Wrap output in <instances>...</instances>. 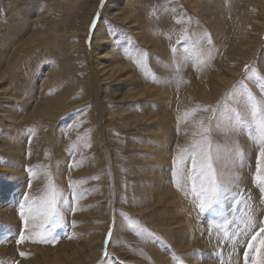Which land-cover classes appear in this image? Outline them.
Segmentation results:
<instances>
[{
  "label": "rangeland",
  "instance_id": "374dc122",
  "mask_svg": "<svg viewBox=\"0 0 264 264\" xmlns=\"http://www.w3.org/2000/svg\"><path fill=\"white\" fill-rule=\"evenodd\" d=\"M262 85L264 0H0V264H48L56 254L66 264L65 251L91 255L87 242L104 235L96 264H161V254L192 264L167 238L183 218L175 226L206 246L194 250L196 264L221 256L244 264L264 223V187L254 180ZM203 108L216 109L212 140L226 154L221 179L230 189L205 216L187 179L178 188L173 176L174 158L200 138L199 121L209 123ZM158 170L169 171L181 212L175 203L171 212L167 191L157 197ZM49 172L67 223L54 244L34 243L31 231L19 242L22 194L43 196ZM73 191L86 194L74 214ZM249 216L256 227L245 237ZM262 238L251 242L264 255Z\"/></svg>",
  "mask_w": 264,
  "mask_h": 264
},
{
  "label": "snow or ice",
  "instance_id": "6c2138e0",
  "mask_svg": "<svg viewBox=\"0 0 264 264\" xmlns=\"http://www.w3.org/2000/svg\"><path fill=\"white\" fill-rule=\"evenodd\" d=\"M207 42L210 44L211 40L209 39ZM172 51L176 54L179 49L173 48ZM142 55L146 56V53H142ZM200 62L202 61L197 60V63ZM137 63L139 64L140 61L137 60ZM246 71H248L247 67ZM240 87L244 86L241 85ZM249 99L253 100L250 93ZM200 110L210 112L209 123L205 124L204 120L199 121V131L193 133V135H198L200 138L194 140L190 147L181 149L178 157L174 158L173 176L178 188L181 187V184L177 178L183 177L187 179L189 190L194 197L199 213L205 216L218 212V209L228 200L230 189L225 186L223 179H221L226 154L212 140L213 125L211 121L216 115V109L203 108ZM258 147L254 180L259 187H264V176H261V171L264 169V129L261 131ZM218 165L219 168L217 167ZM47 176V187L44 195L39 199H31L27 193L22 194L19 202V216L23 222V231L20 233L19 242L32 239V236L26 237L24 235V231H31L32 235L36 237V239H33L34 243L50 242L54 244L57 242V229L64 227L67 223L59 207L63 196L62 191L52 181L50 172ZM31 187L32 185L29 184L28 188L31 189ZM70 188H75L74 182L70 184ZM83 195L86 194L72 192V199L68 202V211L70 213L74 214V205L79 199L83 198ZM232 203V211L234 212L236 206L240 203L239 198L234 197ZM214 222L209 221L210 224ZM231 222L230 220H225L224 224L228 225ZM244 224L246 237L248 232L254 229L256 225L250 216L244 221ZM73 226L75 225L73 224ZM37 228L39 231H34ZM260 233H264V223L260 225L259 231L251 236V241H255ZM235 235H237L236 232L233 233V236ZM111 237L112 232L110 230L108 239L110 240ZM225 238H227V231H225ZM251 241H248L245 245L244 264H264V255L260 254L259 248L253 245ZM21 255L23 256L24 254L21 253ZM105 255L107 256L108 253L105 252ZM212 255L220 256V253L214 252ZM221 264H223L222 256Z\"/></svg>",
  "mask_w": 264,
  "mask_h": 264
},
{
  "label": "bare ground",
  "instance_id": "6f19581e",
  "mask_svg": "<svg viewBox=\"0 0 264 264\" xmlns=\"http://www.w3.org/2000/svg\"><path fill=\"white\" fill-rule=\"evenodd\" d=\"M110 3H112V2H110ZM121 68H122L121 70L124 71V73L128 70V67H125V66H121ZM240 69H241V67H240ZM109 73H110L109 71L108 72L105 71L102 75H106V74H108L109 76L115 75L114 72L110 73V74ZM237 73H238V71H237ZM12 166H14V165H12ZM160 167H161V169H163V166H160ZM152 176L156 177L158 180L157 191H156L157 197H159L164 191H167L168 203L171 204L172 208H173V205L175 203L177 205L178 211L181 212L182 211V208H181L182 207V201L179 198V196L177 195L178 192L176 190H174V188L172 187V184L170 183L169 171L168 170H164V171L158 170V171H155L152 174ZM17 186L19 187V189L17 187L16 190L18 191V195H19L22 193L21 183L17 184ZM178 211L175 210L174 208L171 209V212H178ZM184 222H185L184 218L182 219V221L175 219L171 224V226L173 227L172 231H171L170 235L167 236V238L170 240V242H171L170 244H172V246H173L172 248H174L177 251V253L180 254L179 256H182L186 260L190 261L192 264H196L198 261V258L196 257V254L193 253L194 250L199 249L198 247L205 249L206 246L204 244V241L199 239V233L198 232L192 233L189 231L188 228H186L184 226L183 227L175 226V225H179V224L184 223ZM169 223H171V221ZM104 239H105V235L102 237H99L98 239H91L89 241V243L87 242V247L89 248L90 253L93 256L92 258H91V255L86 254L83 250L82 251L81 250L65 251L63 256L67 260L66 264H79V262H82V261H84L85 264H96V262L100 261L99 252H98V250L100 249V241L104 242ZM64 246L65 245L59 246L58 251L63 252ZM179 249H185V250H179ZM151 251L154 252L153 247H151ZM44 255L47 257V256H49V253L45 252ZM162 257H164V256L161 254V259H160V261H158L161 264H175L174 260L168 258L166 255L164 258H162ZM48 264H63V262L59 259V255L56 254L55 258L48 259Z\"/></svg>",
  "mask_w": 264,
  "mask_h": 264
}]
</instances>
